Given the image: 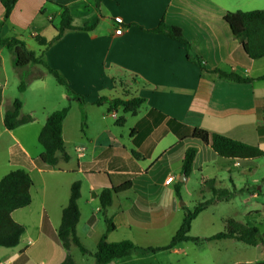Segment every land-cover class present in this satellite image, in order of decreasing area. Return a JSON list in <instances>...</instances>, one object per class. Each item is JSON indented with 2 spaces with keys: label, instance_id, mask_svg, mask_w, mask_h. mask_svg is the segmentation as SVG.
Segmentation results:
<instances>
[{
  "label": "crops",
  "instance_id": "0c3cea01",
  "mask_svg": "<svg viewBox=\"0 0 264 264\" xmlns=\"http://www.w3.org/2000/svg\"><path fill=\"white\" fill-rule=\"evenodd\" d=\"M58 5L70 10L75 27L93 28L66 30L48 45L61 19ZM256 10H264V0H17L5 20L0 1V37L24 42L70 88L40 64L17 68L14 51L0 45V180L17 169L32 179L31 204L12 213L25 232L16 247H0V264L65 261L68 251L58 228L77 181L81 183L77 235L94 258L92 264L104 234L109 243L128 240L142 248L166 247L189 208L180 200L192 195L195 183L201 191L211 192L206 181L215 180L216 188H232L235 194L251 188L248 174L258 184L255 175L262 158L221 157L209 144L191 137L192 129L199 128L264 151V80L260 79L264 57L249 58L224 20L228 12ZM160 23L180 28L190 50L153 32ZM120 27L123 31L117 34ZM10 67L20 81L26 80V89L20 92L21 116L33 117L14 130L4 125V115L14 104L6 98ZM216 70L251 81L226 80ZM52 78L60 86V103L50 109L44 100L49 99ZM29 92L39 110L24 114V96ZM134 98L143 100L136 111L125 112L118 103ZM65 106L70 110L63 139L70 159L58 154L59 163L51 168L40 161L44 148L38 138L49 115ZM190 148L197 153L192 173L184 179L183 160ZM126 180L131 187L113 192L106 210L115 225L107 232L100 194ZM247 191L253 197L264 194L262 188ZM185 243L156 252L134 251L109 264H180L188 256L183 254ZM73 248L77 247L70 253ZM83 256H73L75 264ZM199 258L198 254V263Z\"/></svg>",
  "mask_w": 264,
  "mask_h": 264
},
{
  "label": "trees",
  "instance_id": "16d2710c",
  "mask_svg": "<svg viewBox=\"0 0 264 264\" xmlns=\"http://www.w3.org/2000/svg\"><path fill=\"white\" fill-rule=\"evenodd\" d=\"M5 7V20H7L17 3V0H0ZM100 2L101 0H97ZM61 10V19L56 28L57 34L48 42V45L53 44L60 39L64 32L69 29H91L93 27L83 26L75 27L73 25V18L70 10L66 6L58 5ZM224 20L230 26L234 36L242 43L247 55L253 60L264 57V10H256L251 12H228ZM156 33H162L166 36L176 39L177 41L186 45L190 50V43L187 42L183 36L182 30L175 26H169L165 23H160L159 26L153 30ZM0 45L12 49L16 55L17 68H25L30 64H40L44 66L49 73H51L57 82L69 90V86L58 71L50 68L36 53L30 51L24 42L18 39H2L0 37ZM226 80L236 82H249L251 79L241 77L235 73H226L219 70L214 71ZM264 80V76L260 78ZM19 91L22 93L26 89V80L21 78ZM2 91L0 88V99ZM82 102V99H81ZM143 100L134 98L129 101H118L124 107L125 112L136 111L142 104ZM117 103V102H116ZM22 101L16 99L13 104V109L8 110L4 115V125L8 130H14L24 124L33 121L30 115L21 116ZM70 107L65 106L60 110L54 111L47 118L44 127L42 128L38 141L43 146L44 151L40 155V161L54 168L59 163V156L61 154L63 160L69 161L70 157L65 150V143L63 139V123L69 113ZM191 137L199 139L206 144H209L212 149L221 157L235 158V159H258L264 160V151L258 146L249 145L240 141L233 140L220 134L210 133L206 130L194 128L191 131ZM197 149L190 148L184 157L182 171L186 177L192 173L193 160L196 156ZM206 183L210 185L212 198L205 200L195 206L194 210L185 208L184 220L171 239L170 243L163 248H142L136 246L133 242L125 240L117 243H109L106 234H104L97 245V249L93 256L95 257V264H109L114 260L129 256L134 251L142 253L156 252L176 247L178 244L184 242L198 243L199 238L191 236L190 231L193 221L206 210L210 205L217 201L230 200L235 195V190L218 189L215 187V180H207ZM31 186L32 179L27 171L24 169H17L10 171L0 180V247L12 248L16 247L25 232L22 224L16 222L13 217V211L25 208L31 204ZM131 187V181L126 180L122 185L111 189H105L100 194V202L107 222V232L115 230V225L111 218L106 215V210L111 206L113 201V192H120ZM176 192L181 198L180 186L176 187ZM81 197V183L79 181L73 183L71 186V193L68 205L62 211V220L58 228V236L63 247L68 251V256L61 264H75V261L70 253L73 246L79 248L83 254H89V250L80 241L77 235V225L80 220V209L78 201ZM259 229L255 226H248L236 221L233 218L225 220V230L206 240H221V239H235L243 242L249 246L256 247L259 238ZM240 264H264V261H257L253 263Z\"/></svg>",
  "mask_w": 264,
  "mask_h": 264
},
{
  "label": "rangeland",
  "instance_id": "374dc122",
  "mask_svg": "<svg viewBox=\"0 0 264 264\" xmlns=\"http://www.w3.org/2000/svg\"><path fill=\"white\" fill-rule=\"evenodd\" d=\"M10 68L6 98L8 101L11 100L13 102L16 99L22 101V96L18 90L20 83L18 74L12 70V67ZM52 81L49 99L44 100L50 109L60 103V86L53 78ZM24 97L26 101V107L22 110L24 114H29L30 110L33 109L39 110V102L35 101L34 96L30 92L25 94ZM37 114L38 116L42 115L41 111L37 112ZM260 163V167L255 175L260 180L258 184L252 183L250 174L246 175V182L251 186L250 189H253V191H257L258 188H262L264 191V161L260 160ZM195 184L197 187H194L196 190H192V195H185L180 200L181 204L182 202L184 204L187 202L189 208H186L189 210H194L195 206L199 203L212 198L211 192L201 191L202 188H199L197 183ZM250 189L247 186V190ZM231 190L233 189L231 188ZM247 190L236 193L228 201L216 202L199 214L192 223L190 235L200 240L198 244L193 242L182 244L184 249L183 254L185 252L188 256L180 264H193V260L196 262L195 264H240L264 261V194L261 193L259 197H253L252 193H250L251 191L248 192ZM228 218H233L248 226L257 227L260 232L257 246H249L235 239L207 241V238L225 230V220ZM71 253L72 257L74 256L75 258H79V255H85L83 256V261H79V264H92L94 261L91 255L83 254L78 248H73ZM198 254L200 263H198L199 261L197 262ZM173 257L178 258L175 255Z\"/></svg>",
  "mask_w": 264,
  "mask_h": 264
},
{
  "label": "built area",
  "instance_id": "2783aa9c",
  "mask_svg": "<svg viewBox=\"0 0 264 264\" xmlns=\"http://www.w3.org/2000/svg\"><path fill=\"white\" fill-rule=\"evenodd\" d=\"M122 31H123V28H121V27H120V28H118V29L116 30V33H117V34H121V33H122ZM172 179H173V178H172V177H170V178L168 179V182H171V181H172Z\"/></svg>",
  "mask_w": 264,
  "mask_h": 264
},
{
  "label": "water",
  "instance_id": "95a60500",
  "mask_svg": "<svg viewBox=\"0 0 264 264\" xmlns=\"http://www.w3.org/2000/svg\"><path fill=\"white\" fill-rule=\"evenodd\" d=\"M183 178L185 179V178H186V176H184ZM182 204H184V203L182 202Z\"/></svg>",
  "mask_w": 264,
  "mask_h": 264
}]
</instances>
